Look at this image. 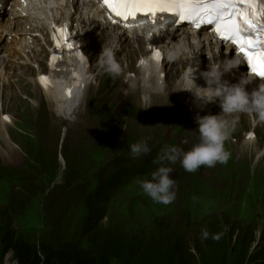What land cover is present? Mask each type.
<instances>
[{
  "label": "rangeland",
  "instance_id": "1",
  "mask_svg": "<svg viewBox=\"0 0 264 264\" xmlns=\"http://www.w3.org/2000/svg\"><path fill=\"white\" fill-rule=\"evenodd\" d=\"M154 108L150 112L149 106L143 105L142 109L135 114L132 118H118L113 117L111 121L105 126V129L110 132V134L115 131L116 139H120L123 134H127L128 131L125 129L133 130L137 134V141H144L150 146L152 144V136L156 137V130H163L165 136L175 135L178 139H194L193 134L188 130H185L180 123V114L172 109L171 107H167L166 103L154 104L152 105ZM26 113H33V118L37 119V114L34 110H25ZM171 114H174L170 117ZM32 116V115H31ZM108 116V113L105 112L102 108H99L96 104L95 99L91 102L86 109V121L78 126L77 128L66 131V136L62 132L58 126H52L49 124L47 119V112L43 111V120L40 119L41 124H38L36 129L30 128L32 133L41 134V144L46 146L47 153L49 156H52V151L57 144H61L63 138H66V143L64 148L66 150H80L82 147H86V145H96L99 144L97 140V132L101 130L102 120ZM153 117L154 120L150 122L149 118ZM35 122H32V124ZM126 127V128H125ZM170 128V129H169ZM251 128H248L249 131ZM240 132L238 133L239 137L236 143L231 144V150L233 152L232 158L227 165H223L213 169V177L220 180L221 182H225L231 184L232 195L235 196L239 193L241 184V174H237L236 178L232 175L231 167L236 168L237 163L242 159H249L250 162L254 163L256 157L259 155L260 151L264 152V139L260 137L258 134L257 142L254 144V150H248L243 153L242 146L244 144V137L241 134L242 129L239 127ZM5 140V150L6 154L4 155V160L7 162H15L18 160H26L27 157L25 153H21V151L16 150L15 144L16 135L14 134L11 137V141L7 142ZM88 141V142H87ZM87 142L86 144H84ZM112 145H114L113 139L111 137ZM123 147H127L124 145ZM14 149V153H10V150ZM62 149L59 148L58 160L55 158V165L57 166V174L61 173L59 178L57 179L58 186L60 188H56L58 195L61 197L59 200L62 201L66 198L71 197V187L64 188V184L62 185V172L65 171V167L67 165L66 161L61 156ZM260 160H264V154L260 157ZM71 169V168H70ZM222 169V172H220ZM238 170V168H236ZM256 169L257 173L255 178H248L245 182V192L239 199V201L235 205V209L231 211H235L236 215H240L241 217L246 216L248 219L253 217L259 226L264 225V178L261 177V172L259 168ZM243 171L247 173L248 166L246 163L243 164ZM217 172H220L217 175ZM241 173V172H239ZM183 179H179V183H181ZM178 183V184H179ZM67 186H69L67 184ZM181 186V184H180ZM43 194L46 193V190H41ZM230 191V192H231ZM115 193H110L109 196L112 198H116ZM181 196H178L174 200V209L173 211L168 212V214L161 216L156 222L147 224L142 221H132L130 223H122V221L114 219L113 221L106 220L101 223V225L110 226L112 228L122 229L124 234L127 235L135 242L142 241V247L152 254L153 261L156 264H161L166 254L168 248L173 245V241L176 239L180 240L184 238V241H180V244L183 243L187 247H191V252L195 255L196 261L195 264H207L209 260L215 261L218 264H221L220 257H226L228 263H237L235 253L238 254L241 251V247H234L230 245V249L228 248V244L230 243V238L237 234L238 225L237 221L233 220L229 215L224 212L214 213L212 216L208 217V220H211L213 223L209 224L203 223L202 225L198 224L196 226H189L187 231L184 226L183 215L181 213ZM36 202V201H35ZM34 202V203H35ZM113 205L112 202L103 203V205ZM81 205V203H79ZM93 205L91 201H85L83 206H85V211H89ZM210 197L208 195H203L201 199H192L191 200V210L189 214L192 215V218H197L201 216L204 211H212L210 208ZM49 210V209H48ZM0 211H3L0 209ZM41 213L46 214L45 206H41L39 209ZM64 212V211H62ZM149 214V213H148ZM36 215V213H34ZM67 216V214H66ZM33 223L38 224V221H34ZM20 226L17 220L14 221V227ZM170 226L173 229H167L166 227ZM248 229L241 231V238L247 242L250 239H259V236L262 232L261 236V250L264 251V230L250 225H247ZM183 231V232H180ZM204 230H207L210 234L208 239H204L202 237V233ZM243 230V229H241ZM219 234L220 239H213L212 237ZM223 244L224 246V254L221 253L220 250L217 249L216 244ZM150 246V248H149ZM196 250V252H195ZM200 251V254L198 253ZM197 253V254H196ZM204 256H209L214 259L205 258ZM233 258V259H232ZM232 259V260H231ZM15 260L12 258V254L10 253L6 257L5 264H14ZM247 260L239 264H246Z\"/></svg>",
  "mask_w": 264,
  "mask_h": 264
},
{
  "label": "clouds",
  "instance_id": "2",
  "mask_svg": "<svg viewBox=\"0 0 264 264\" xmlns=\"http://www.w3.org/2000/svg\"><path fill=\"white\" fill-rule=\"evenodd\" d=\"M117 45L110 44L103 47L100 53V64L105 73L113 78L119 77L122 73V66L116 58ZM178 49L169 50L170 56L179 57ZM241 63L237 58L218 57L215 62H210L207 70L200 71L199 77L205 82L204 86L196 83V71L188 74L194 87L182 90L190 91L195 98L196 107L201 111L210 104L219 107L218 113L201 115L199 112L194 119L198 124L197 142L191 148L184 150L181 147L165 146L161 149L153 163L159 165L152 172L151 179L141 182V188L154 202L159 204H171L176 198V181L171 174L174 169L171 165L179 162L187 172L194 173L202 166L208 168L217 164H227L231 158V152L225 147L226 142L236 131L241 115H254L258 122H264V79L249 90L256 77L251 73H240L237 78ZM230 77L235 78V82ZM185 144L189 140L184 141ZM150 147L144 141L131 145L130 153L133 159L148 155ZM210 236L204 230L202 237L208 239ZM213 239H220L217 234ZM38 254L43 256L37 245Z\"/></svg>",
  "mask_w": 264,
  "mask_h": 264
},
{
  "label": "trees",
  "instance_id": "3",
  "mask_svg": "<svg viewBox=\"0 0 264 264\" xmlns=\"http://www.w3.org/2000/svg\"><path fill=\"white\" fill-rule=\"evenodd\" d=\"M14 195H16L15 198ZM7 198L9 199L7 205L0 208L3 210L0 211V264H5V256L11 250L14 251L18 264H156L152 254L142 248L141 242L128 239L125 235L121 239H105L101 231L93 230V225L75 226L73 229H79L81 234L79 238L75 233L70 234V230L60 233V227L54 225V228H57L54 234L56 237L53 239L51 234H48V229L43 231L33 223L36 218L32 215V211H27L33 209V204L26 195L22 194V190L11 196L7 194ZM15 220L20 224L16 228ZM43 221L46 227L53 228L50 218L44 216ZM68 227L72 228L71 223ZM180 241H184V238L173 242V245L168 248L170 252L164 255L161 264H195L197 262L195 255L185 244H180ZM37 245L43 256L38 254ZM230 245L241 247V251L238 254L235 253L237 263L230 264L244 262L248 254V244L241 238H237L234 242L231 237L229 249ZM216 246L224 254L223 244L219 243ZM262 257L261 251L254 254L249 264H260L257 260ZM205 258L214 259L204 256L203 260ZM220 261L221 264H229L225 256L220 257ZM207 264L218 263L209 260ZM261 264H264V260Z\"/></svg>",
  "mask_w": 264,
  "mask_h": 264
},
{
  "label": "snow or ice",
  "instance_id": "4",
  "mask_svg": "<svg viewBox=\"0 0 264 264\" xmlns=\"http://www.w3.org/2000/svg\"><path fill=\"white\" fill-rule=\"evenodd\" d=\"M243 2L244 8L234 0H106L107 7L124 20L144 13L155 24L158 14L170 13L177 22L188 21L196 28L214 24L216 33L238 45L253 72L264 77V0Z\"/></svg>",
  "mask_w": 264,
  "mask_h": 264
},
{
  "label": "bare ground",
  "instance_id": "5",
  "mask_svg": "<svg viewBox=\"0 0 264 264\" xmlns=\"http://www.w3.org/2000/svg\"><path fill=\"white\" fill-rule=\"evenodd\" d=\"M165 35L168 37V38H170V39H177V37H178V34L176 33V32H170V31H168V32H165ZM199 38V37H198ZM173 41V40H172ZM196 41H198V40H196ZM174 42V41H173ZM177 43H179L180 44V42L181 41H176ZM206 41L205 40H202V43H205ZM7 138L8 137H4V139H6L7 140ZM245 142H246V144H249V145H251V144H254L253 143V136H246L245 137ZM43 157H47V156H45V155H43ZM149 214H151V212H148ZM147 213V214H148ZM9 264V263H8Z\"/></svg>",
  "mask_w": 264,
  "mask_h": 264
}]
</instances>
